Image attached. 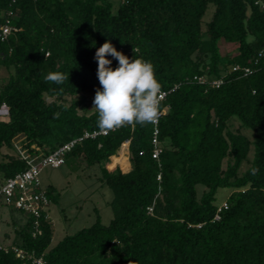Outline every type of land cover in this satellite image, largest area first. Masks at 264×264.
Returning <instances> with one entry per match:
<instances>
[{
	"label": "trees",
	"instance_id": "trees-1",
	"mask_svg": "<svg viewBox=\"0 0 264 264\" xmlns=\"http://www.w3.org/2000/svg\"><path fill=\"white\" fill-rule=\"evenodd\" d=\"M6 20L13 29L0 39V67L8 71L0 84L2 178L82 137L64 163L76 170L82 159L98 168L113 216L105 224L95 207L91 225L52 244L48 209L36 218L3 203L26 218L12 219L16 235L0 248V264H31L11 245L46 264H264V0H0V26ZM105 42L151 61L169 91L160 104L157 159L151 123L83 137L99 130L88 103L100 87L94 57ZM221 42L234 51L222 53ZM53 71L69 80L45 83ZM218 78L222 84L211 85ZM19 134L28 157L3 154ZM40 188L57 200L54 186ZM220 188L229 193L218 202Z\"/></svg>",
	"mask_w": 264,
	"mask_h": 264
},
{
	"label": "rangeland",
	"instance_id": "rangeland-1",
	"mask_svg": "<svg viewBox=\"0 0 264 264\" xmlns=\"http://www.w3.org/2000/svg\"><path fill=\"white\" fill-rule=\"evenodd\" d=\"M118 0H114V5H117ZM213 6L210 5L203 21L209 20L212 14ZM220 49L222 53L234 51L233 44L221 42ZM8 71L4 67H0V84L3 78H6ZM90 99V94L88 95ZM88 108L93 111V103H88ZM80 111V110H79ZM5 113V107H0V115ZM250 134L249 130H245ZM24 136L19 134L13 139V148L3 147L2 153L8 154H23L26 155V150L22 147V140ZM117 154V152H116ZM127 151L125 153L126 163H128ZM1 159V156H0ZM115 162V160H114ZM118 162V161H117ZM111 158H109L108 166H110ZM116 163V162H115ZM79 166L77 169H72L68 163H63L58 167H45L39 175L40 187L46 188L49 185L59 192L56 201H51L48 206V216L53 227L52 244H55L65 234H72L82 227L91 225L96 218L94 208L98 210L101 221L105 224L112 218L113 213L110 204L108 203L113 194L111 189L106 185H100L97 177L100 175L96 166L87 167L82 159H78ZM125 163H118L113 167H120ZM247 165H243V169ZM128 170V169H127ZM127 170L123 171L126 172ZM4 179L0 173V186ZM229 189L220 188L217 192V200L220 202L228 195ZM25 214L9 206L3 204L0 199V242L6 246L12 244L16 235L18 225L12 224V219L19 223H24Z\"/></svg>",
	"mask_w": 264,
	"mask_h": 264
},
{
	"label": "clouds",
	"instance_id": "clouds-1",
	"mask_svg": "<svg viewBox=\"0 0 264 264\" xmlns=\"http://www.w3.org/2000/svg\"><path fill=\"white\" fill-rule=\"evenodd\" d=\"M108 55L118 62L115 68L111 66L112 60L106 58ZM94 59L98 65L96 75L100 87L95 91L92 109L98 113V129L109 132L126 126L157 123L163 91L153 63L143 58L130 59L117 51L111 42L103 43L96 50ZM65 80H69V73L60 71L49 72L44 78L45 83L55 84H62ZM59 117V112L53 114L54 119ZM125 142L128 146L129 140ZM258 171L253 168L252 174Z\"/></svg>",
	"mask_w": 264,
	"mask_h": 264
},
{
	"label": "built area",
	"instance_id": "built-area-1",
	"mask_svg": "<svg viewBox=\"0 0 264 264\" xmlns=\"http://www.w3.org/2000/svg\"><path fill=\"white\" fill-rule=\"evenodd\" d=\"M6 20V23L0 26V39L3 40L7 37V35L13 29ZM238 68V66H234L233 69ZM250 72L249 68H244V73ZM198 82H205L206 79L203 76H194ZM223 79H213L210 81L211 85L218 87L222 84ZM173 89V88H172ZM163 91V99L165 98L167 92ZM162 99V100H163ZM166 109H160L159 117L165 113ZM106 132H102L100 130H94L92 132L85 131L83 137H95L98 134H105ZM158 122L153 124V132L151 143L153 144L152 149V157L158 158L161 152V145L158 139ZM82 137H79L76 140H72L54 151L43 154L38 153L31 157L28 160V167L24 170L15 173L13 176L5 179L3 184L0 186V199L3 200V203L7 205H12L15 208L23 209L24 211L34 214L36 218H38L43 210H47L49 206V199L46 196L44 189L40 188V180L39 175L43 168L45 167H58L64 163V155L70 150L73 144L77 140H81ZM24 158H27L28 155H23ZM159 178V175H158ZM224 205V203H223ZM47 218L48 212L45 215ZM39 222H35L36 231L40 232L38 229ZM34 235V233H33ZM8 246L4 245L0 242V248H7ZM11 248L15 251L17 257L21 259H29L31 264H46L45 260L42 256H35L33 253L26 252L22 248L15 247L11 245Z\"/></svg>",
	"mask_w": 264,
	"mask_h": 264
},
{
	"label": "crops",
	"instance_id": "crops-1",
	"mask_svg": "<svg viewBox=\"0 0 264 264\" xmlns=\"http://www.w3.org/2000/svg\"><path fill=\"white\" fill-rule=\"evenodd\" d=\"M126 149H127V153H128V146L126 147ZM128 155V154H127ZM127 158H128V156H127ZM128 162H129V159H128ZM130 162H129V167H128V170L130 169Z\"/></svg>",
	"mask_w": 264,
	"mask_h": 264
}]
</instances>
